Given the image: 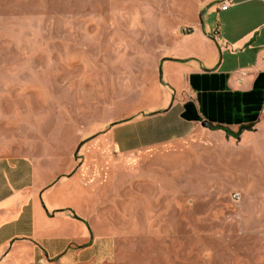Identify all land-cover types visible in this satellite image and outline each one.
I'll use <instances>...</instances> for the list:
<instances>
[{"label":"rangeland","instance_id":"1","mask_svg":"<svg viewBox=\"0 0 264 264\" xmlns=\"http://www.w3.org/2000/svg\"><path fill=\"white\" fill-rule=\"evenodd\" d=\"M190 1L0 0V91L13 93L0 99L33 106L45 90L48 151L88 159L115 264H264V126L238 140L207 132L133 153L101 138L80 145L108 120L154 107L156 91L134 57L149 56ZM215 2L207 32L226 17ZM92 93L107 103L95 122L81 112ZM60 99L73 150L54 143Z\"/></svg>","mask_w":264,"mask_h":264},{"label":"crops","instance_id":"2","mask_svg":"<svg viewBox=\"0 0 264 264\" xmlns=\"http://www.w3.org/2000/svg\"><path fill=\"white\" fill-rule=\"evenodd\" d=\"M212 1L226 17L207 32ZM224 1L191 0L150 55L134 57L145 65L147 87L156 91L154 107L110 119L81 143L101 138L120 153H133L207 132L238 140L264 126V0H230L220 9ZM34 95L39 102L33 106L0 99V264H115V237L110 221L96 215L88 159L61 154L59 147L48 151L46 93ZM63 101H56L54 143L73 150L77 140L65 137ZM101 102L105 98L87 95L82 116L95 122ZM210 125L240 131L239 137Z\"/></svg>","mask_w":264,"mask_h":264},{"label":"built area","instance_id":"3","mask_svg":"<svg viewBox=\"0 0 264 264\" xmlns=\"http://www.w3.org/2000/svg\"><path fill=\"white\" fill-rule=\"evenodd\" d=\"M229 2L230 0L224 1L221 5H220V9H226L229 6ZM213 36L215 38L216 41L219 40L217 31H213ZM232 198L234 200H238L239 199V194L237 192L232 193Z\"/></svg>","mask_w":264,"mask_h":264},{"label":"trees","instance_id":"4","mask_svg":"<svg viewBox=\"0 0 264 264\" xmlns=\"http://www.w3.org/2000/svg\"><path fill=\"white\" fill-rule=\"evenodd\" d=\"M210 128L211 129H219V128H222V127L217 126V125H210ZM222 129L225 130V132H226L227 135H231V136H233L235 138H238L239 137L240 131H238V132H232V131H230L227 128H222Z\"/></svg>","mask_w":264,"mask_h":264},{"label":"water","instance_id":"5","mask_svg":"<svg viewBox=\"0 0 264 264\" xmlns=\"http://www.w3.org/2000/svg\"><path fill=\"white\" fill-rule=\"evenodd\" d=\"M203 125L206 126V127H208V123H207V122H203ZM243 129H245V128L242 127L241 130H243ZM81 144H82V143H80V145H81ZM80 145H79V146H80ZM79 146L77 147V149L79 148Z\"/></svg>","mask_w":264,"mask_h":264}]
</instances>
